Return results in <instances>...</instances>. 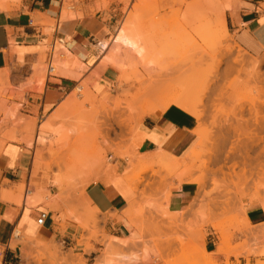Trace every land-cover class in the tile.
<instances>
[{
	"label": "rangeland",
	"instance_id": "374dc122",
	"mask_svg": "<svg viewBox=\"0 0 264 264\" xmlns=\"http://www.w3.org/2000/svg\"><path fill=\"white\" fill-rule=\"evenodd\" d=\"M227 1L64 0V12L71 13V6L74 8L79 3L81 9H88L92 15L99 12L114 14L111 32L106 31L109 43H112L121 24L128 22L125 23L127 28L138 30V35H146L151 52L145 61L135 56L126 57L127 60L117 57L126 61L123 67L110 66L93 74L99 79L111 69L107 76L109 80L104 79L102 93H98L100 83L97 87L92 85L91 77L87 78L89 70L80 71L76 78H72L77 81V86L51 117L38 110L28 112L23 104L27 102L28 94L39 92L35 90L36 83H41L44 88L46 86L52 43L34 50L36 61L25 63L19 58L15 65L0 72L8 74L5 83L0 85L3 88H0V93L4 91L0 94V115L2 111L17 109L14 111L18 116L5 123L0 116V132H3V137H13L5 139L7 144L16 142L32 156L34 168L30 180L26 181H30V190L40 192L44 198L42 204L55 214H61V218L56 217V220L63 221V232L66 230L65 211L70 209L71 204L78 207V224L83 229L77 247H72L69 241L64 247L61 241L55 239L36 245L18 230L21 238L17 240L27 250L25 255L26 259L30 258L29 264H207L208 261L211 264H264V247L259 243L252 247H247L246 242L235 243L239 236L254 232L244 218L246 205L243 202L250 204L258 201L264 207V125L263 128L261 124L255 125V113L250 112L252 102L259 107L261 117L264 116V107L257 101L264 95V57L256 58L262 61L260 81L248 78L247 71L237 70L232 63L239 55L249 61L252 59L238 47L230 34L226 36L223 28L216 24L215 11ZM201 4L209 6L207 21L201 17L204 23L198 21L200 16H206L202 13ZM120 5L123 6L121 11L118 9ZM197 7L201 13H198ZM195 15L197 21L194 20ZM79 17H83L81 11ZM57 24L58 21H53L51 25L55 28ZM206 25L212 27L213 34L209 35L210 27ZM202 31L208 32V37L201 38ZM101 44L100 65L107 55L102 52ZM59 48L57 44L53 77L61 76L58 69L60 61L63 62L67 56ZM39 64H42L44 78L34 82L35 68ZM80 87L83 92L79 91ZM147 92L148 97L154 94L167 97L171 104L187 94L190 103L186 101L185 106L181 104L178 108L199 118L198 121L203 117L198 122L197 131L204 130L208 134L202 138L196 158L192 162L187 160L189 163L186 161L188 168L183 163L165 166L148 161L131 165L135 175L142 177L140 188L144 190L145 197L137 212L138 234L125 239L126 245H123L102 231L101 220L94 209L92 211L88 207L84 194L90 184L100 181L110 170L109 163L120 160L128 166L129 162L123 155L129 150L130 137L139 123L137 114L143 106L146 107L144 96ZM151 101L150 108L154 110L151 113L160 111L162 103L159 99ZM66 103L68 109H64ZM21 120L33 125L25 130L20 127ZM47 120L50 127L44 126L39 131V126ZM206 162L209 169L204 167ZM174 179L189 181L199 188L192 207L182 218L169 214L163 206L168 202L169 190L173 188L169 183ZM56 180L60 184L55 185ZM147 191H150L148 196ZM22 192L24 197L25 187ZM190 212L197 215L196 223L186 220ZM199 218L201 226L197 222ZM204 227L219 235L216 247L224 242L222 254H218L217 249L207 254L204 252L203 236H197V232ZM92 241L100 244L102 250L96 251ZM3 251L0 248V260ZM94 252L95 255L90 256ZM220 256L224 259L221 260ZM251 257L255 258L253 263Z\"/></svg>",
	"mask_w": 264,
	"mask_h": 264
},
{
	"label": "crops",
	"instance_id": "0c3cea01",
	"mask_svg": "<svg viewBox=\"0 0 264 264\" xmlns=\"http://www.w3.org/2000/svg\"><path fill=\"white\" fill-rule=\"evenodd\" d=\"M226 4L229 5L225 12L226 27L234 42L249 56L264 57V0H228ZM81 8L79 3L74 8L71 6L74 17L62 22L64 0H0V72L15 65L19 58L24 59L25 63L36 61L34 50L59 39L71 54L72 63H76L75 73L83 72L85 68L89 70L87 78L91 77L92 85L97 86L99 82L101 90L98 93H102L105 88L104 79H108L111 69L105 71L99 79L94 78L93 74L110 66L118 67L108 62L107 56L100 65L99 53V44L108 41L106 31L111 32L115 15L103 12L92 15L88 9ZM118 9L121 11L123 6L120 5ZM80 11L83 17H79ZM53 21H58L55 28L51 25ZM37 71H44L42 64L35 68V74ZM61 77H48L45 88L41 83H36L35 90L39 92L28 94L23 107L28 112L38 110L51 117L77 86L76 80ZM42 88L44 91L40 93ZM46 122L42 124L45 123L43 126L49 128L50 125ZM41 125L39 131L43 127ZM198 125V120L192 114L172 106L164 112L157 111L144 118L131 135L129 144L136 151L134 154L144 157L148 162L157 159L186 161L201 142L196 135ZM109 165L111 168L102 179L86 188L84 199L92 211L93 208L97 210L94 211L101 220L100 227L107 236L118 240L129 239L133 234H138L136 214L145 194L142 199L134 189L138 175H135L129 163L127 166L118 160ZM33 166L34 160L29 151H25L16 142L6 143L0 151V248L4 250L0 264H29L30 258H23L21 246L10 247L11 241L15 240H12L15 230L23 231L24 236L33 240L36 245L55 239L59 242L69 241L72 247H77V241L83 234V229L78 224V207L73 204L65 211L66 230L63 232V221L56 220V217L61 218L60 213L55 214L42 203L33 206L27 204L26 195L20 199L19 188L24 186L26 190L30 189V181H26L32 176ZM54 183L58 185L60 181L56 180ZM169 185L173 188L169 190L168 202L163 206H166L169 214L182 218L192 207L199 188L194 183L180 182L179 179L172 180ZM4 192L6 196L10 192L6 199L1 196ZM33 193L43 198L40 192L33 190ZM149 193L147 191V196ZM243 203L246 205L244 218L248 225L245 219L244 222L254 232L239 236L235 243L246 242L247 247L259 243L264 247V207L258 201ZM132 206H135L136 213L131 211ZM42 213H47L48 217L46 223L40 226L37 220ZM196 219L197 215L192 212L186 217V220H193L195 223ZM197 222L201 226L200 218ZM197 236H203L207 252L216 251L219 235L214 230L204 227L197 232ZM91 244L96 251L103 248L94 241ZM91 255H95V252ZM219 258L224 259L222 256ZM242 259L246 263L245 258ZM254 260L251 257V263Z\"/></svg>",
	"mask_w": 264,
	"mask_h": 264
},
{
	"label": "bare ground",
	"instance_id": "6f19581e",
	"mask_svg": "<svg viewBox=\"0 0 264 264\" xmlns=\"http://www.w3.org/2000/svg\"><path fill=\"white\" fill-rule=\"evenodd\" d=\"M66 1H70V0H66ZM198 6V5H197ZM201 7V9H202V11H201V9L199 8V7H197V9L200 11H198V13H205V15H206V13H207V11L209 10V6H208V4L207 5H205V4H201L200 5ZM208 8V9H207ZM229 8V5L228 4H225L223 7H221V8H219V9H217L216 11H215V17H216V24H218L219 26H221L222 28H223V30L225 31V34H226V36H228L229 35V32H228V29H227V27H226V22H225V12H226V10ZM194 8H192V10H193ZM191 11V10H190ZM193 12H194V10L192 11V14H191V16L193 15ZM74 14H72V13H70V12H68L67 10L64 12L63 11V13H62V15H61V21L63 22V21H65V20H68V19H72L74 16H73ZM201 15V14H200ZM194 16V15H193ZM192 16V17H193ZM44 17V16H43ZM201 17H204V18H202V19H204L205 21H207V15L206 16H200L199 18V20L198 21H202V23H204L203 22V20L201 19ZM196 19V21H197V19H198V17L195 15V17H194V20ZM126 24L128 23V22H125ZM125 23H123V24H121V26L118 28V30H117V32H116V35H115V37L113 38V41H112V43H109V41H105V42H103L100 46L102 47V52H104V53H107V61L108 62H111L112 64H115V65H117L119 68H121V67H123L124 66V61H123V59H121V58H126V57H129V59L130 58H134V56L136 57V58H140L141 60H144L145 61V58L148 56V54H150V50H149V42H147L148 41V38L146 37V35H138L137 34V31H135L136 29H134V30H131V28L129 29V28H127L126 26L127 25H125ZM198 23V22H197ZM129 24V23H128ZM207 24V23H206ZM209 24H210V22H209ZM208 24V25H209ZM212 24H214V23H212ZM199 25V24H198ZM208 25H206V26H208ZM201 26V25H200ZM212 26V25H211ZM199 27V26H198ZM208 27H210V26H208ZM134 27H132V29H133ZM212 27H210V32H209V30H208V32H209V35L210 34H213L214 32H212L213 30L211 29ZM215 28V27H214ZM198 29H200V27L198 28ZM216 30V29H215ZM201 31V30H200ZM200 31H198V32H200ZM207 31V30H206ZM206 31H202V34H200V37L201 38H204L206 35H207V33L208 32H206ZM140 34V33H139ZM198 34V35H199ZM202 35V36H201ZM207 37H208V35H207ZM206 37V38H207ZM216 37V36H215ZM211 38H213L212 36H211ZM208 39V38H207ZM216 39V38H215ZM205 40V39H204ZM214 40V39H213ZM207 41V40H206ZM64 43L62 42V43H59V45H60V48H59V51H65V53L67 54V56H66V59H63V62H62V60L60 61V62H58V63H60V67L58 68L59 70H60V75L61 76H64V77H70V78H76L77 77V75L78 74H76L75 73V71H74V67H76V63H72V56H71V54H69V52L65 49V45H63ZM150 44H151V42H150ZM152 46V45H151ZM226 47V46H225ZM232 47V46H231ZM151 49V48H150ZM236 49V48H235ZM56 50V49H55ZM149 52V53H148ZM224 52V51H223ZM226 52V51H225ZM228 53H231V52H228ZM228 53H226V54H228ZM109 54H112V55H109ZM231 55V54H230ZM57 56V53H56V51H55V56H54V59H55V57ZM61 56H63V55H61ZM132 56V57H131ZM117 57H121L120 59H118ZM128 58H126V60H127ZM251 59H252V61H249V60H247L246 59V57H244L243 55H239V56H236V57H234V62H232V63H234L235 64V66H236V69L237 70H240L241 72H246L247 71V77L248 76H250L251 78H254L256 81H260V80H262L261 79V72H260V67H261V64H262V61H260V60H258V59H256V58H253V57H251ZM250 59V60H251ZM126 62V61H125ZM126 65V64H125ZM56 66H57V63H56ZM239 69H238V68ZM121 70V69H120ZM245 70V71H244ZM54 71H55V69H54ZM239 71V72H240ZM55 73V72H54ZM242 74V73H241ZM53 75V74H52ZM48 76V75H47ZM55 76V75H54ZM61 76H58V77H61ZM49 77H50V74H49ZM44 78V71H37V73L35 74V76L33 77V79L32 80H34V82L35 81H40V80H42ZM249 78V77H248ZM6 79H7V75L6 74H0V85H3V83H5V81H6ZM264 80V79H263ZM33 82V81H32ZM0 88H2V86H0ZM7 89V88H6ZM85 89V88H84ZM2 90H3V88H2ZM8 90V89H7ZM148 90V89H147ZM260 90V89H259ZM258 90V91H259ZM79 91H82L83 92V90L81 89V87L79 88ZM149 92V91H148ZM148 92L145 94L146 96H144L145 97V100H146V103H145V105H146V107L145 106H143V109H141V111L137 114V119H138V122L139 123H137V127H138V125L143 121V119L144 118H146L147 116H149V115H151V114H153V113H151V112H153L154 110L152 109V108H150V107H152V104H151V100H153V99H159V101H160V103H162V107H161V109H160V111H165V110H167L168 108H170V107H172V106H176V105H178V106H176V107H179V105H181L182 104V106L184 105L185 106V104H187V102L188 103H190L189 101H187V99H188V97L186 96L187 94H183L184 96H186V97H182V98H177V100L173 103L172 101V104L170 103V101L168 100V98L167 97H165V98H167V99H165V98H162V97H159L158 95H156V94H154V96H151V97H148ZM2 93H4V91L2 92ZM2 93H0V94H2ZM80 93V95L82 94L81 92H79ZM84 94V93H83ZM85 95V94H84ZM178 96V94H176L175 95V97H177ZM182 96V95H181ZM82 97V96H81ZM88 97H90V96H88ZM147 97V98H146ZM168 97H170V96H168ZM175 97H173V95H172V99H174ZM190 97V96H189ZM86 98V97H85ZM141 98V97H140ZM74 99V98H73ZM77 99V98H76ZM92 100V99H91ZM165 100L167 101V102H169V103H166L165 102ZM71 101V100H70ZM70 101H68L69 103H71ZM73 101V100H72ZM187 101V102H186ZM191 101H193V100H191ZM258 101V104H260L261 106H263L264 107V95L262 96V98H260V99H258L257 100ZM174 104V105H173ZM192 104V103H191ZM151 105V106H150ZM199 105V103L197 104V106ZM68 103H66L65 105H64V109H68ZM189 106V104L187 105V107ZM158 107H159V105H158ZM186 107V108H187ZM199 107L200 106H198V109H199ZM251 108L250 109H252V110H250V112L251 111H253L252 113L254 114L255 113V117H256V119H255V125H260L261 127L264 125V116L263 117H261V113H260V111L258 110V106H256L255 104H253L252 102H251V106H250ZM70 108V107H69ZM145 108H147V110L145 109ZM150 108V109H149ZM196 108V107H195ZM194 108V110L196 111L197 109H195ZM189 109H190V107H189ZM193 109V108H192ZM15 109H13V110H9V111H7V112H1V117H2V123H5L6 121H11L12 119H14L16 116H17V112H15L14 111ZM193 110V111H194ZM191 113H193L192 111H190ZM196 112H200V110H198V111H196ZM195 112V113H196ZM150 113V114H149ZM76 114V113H75ZM197 114H200V113H197ZM200 117H202L201 116V114L199 115ZM18 117V116H17ZM93 117V116H92ZM78 118V117H77ZM203 118V117H202ZM202 118H200V121H201V119ZM87 119V118H86ZM198 120H199V118H197ZM15 121V120H14ZM22 121V120H21ZM25 120H23L22 121V123L21 122H19L20 123V127L21 128H23V129H29L30 127H31V125H33V124H31L30 122H24ZM94 121V120H93ZM200 121H198V122H200ZM247 121V120H246ZM46 122V121H45ZM244 123V122H243ZM46 124H47V122H46ZM43 125H45V123L44 124H42L41 125V127L43 126ZM65 126V125H64ZM33 127V126H32ZM44 127V126H43ZM137 127H135V128H137ZM260 127V128H261ZM264 127V126H263ZM262 127V128H263ZM47 128V127H46ZM134 128V130H136ZM45 129V128H44ZM133 130V131H134ZM264 130V129H263ZM1 131V130H0ZM70 132V131H69ZM207 132V131H206ZM212 133V132H211ZM3 132H0V151L2 150V148L6 145V140L5 139H7L8 137H6V138H4L3 137ZM133 134V133H132ZM206 134H208V133H205V131L203 130V131H200V132H198L197 130H196V135H198V140H200V141H202V138H204L205 136H206ZM9 139V138H8ZM7 139V140H8ZM10 139H13V137L12 138H10ZM9 139V140H10ZM5 140V141H4ZM207 140H208V138H207ZM22 142V141H21ZM38 142V141H37ZM30 144V143H29ZM201 144H199L198 145V147L200 146ZM211 145H212V143H211ZM32 147V146H31ZM197 147V148H198ZM218 147V146H217ZM197 148L196 149H194L192 152H191V154L189 155V157L187 158V160H191V162L196 158V156H195V154H196V151H197ZM136 151L132 148V146H129V150L127 151V152H125L126 154H122L123 155V157L127 160V162H129V164H130V166L132 165L133 166V164H135V163H144V162H147V160H145V158L144 157H140V159H137V154H134ZM198 152V151H197ZM211 153V152H210ZM128 155V156H127ZM137 156V157H136ZM147 159V158H146ZM210 159V158H209ZM215 159V158H214ZM159 159H157V160H155L154 162H157ZM186 160V161H187ZM186 161H179V160H175L174 162L171 160H163V161H158V163H160V164H165V166H170L171 164H172V162H173V166H178L179 164H182L183 163V165H185L186 166ZM102 162V161H101ZM152 162V161H151ZM188 162V161H187ZM148 163V162H147ZM189 163V162H188ZM194 163V162H193ZM102 163H100V165H101ZM208 162H206V165H204V167L206 166V168H208L209 169V167H208ZM212 164V163H211ZM145 165V164H144ZM159 165V164H158ZM105 166V165H104ZM131 166V167H132ZM149 166V165H148ZM184 166V167H185ZM234 166L236 167V164H234ZM161 167H163V166H161ZM196 167V166H195ZM234 167V168H235ZM109 168V167H108ZM186 168H188L187 166H186ZM193 169V168H192ZM104 170V169H103ZM109 170V169H108ZM206 170V169H205ZM210 171V170H209ZM220 171L222 172V168L220 169ZM219 171V172H220ZM242 173H243V177H245V175H246V171H245V169H243L242 170ZM128 174V173H127ZM142 174V173H141ZM143 175V174H142ZM188 178V177H187ZM238 178V177H237ZM240 178V177H239ZM245 179V178H244ZM142 180V177L141 176H138V180L136 181V183L134 184V189H136V191H138V193L140 194L139 196L142 198L143 196H144V192H143V190L140 188V181ZM189 182V181H188ZM58 183V182H57ZM29 187H31V186H29ZM23 189H24V186L23 187H21V188H19V192H20V199L22 200L23 199V196H22V193H24V192H22L23 191ZM25 189H26V187H25ZM9 193L10 192H8L7 194L9 195ZM12 193V192H11ZM7 195V196H8ZM37 195H39V194H37ZM36 194H34L30 189H27L26 190V203L27 204H32V206L33 205H36V204H39V203H43V198H41V196H37ZM2 198H4V199H6L7 198V196H6V192H4L2 195ZM170 198V197H169ZM1 199V198H0ZM143 199V198H142ZM8 200V199H7ZM48 201H49V199H48ZM167 201V200H166ZM22 202V201H21ZM46 204V203H45ZM136 206V205H135ZM135 206H132V209H131V211H133L134 213H136V209H135ZM200 206V205H199ZM166 207V206H165ZM168 207V206H167ZM136 208H138L137 206H136ZM94 209V208H93ZM96 212H97V210L96 209H94ZM137 215V214H136ZM178 220V219H177ZM179 223V222H178ZM205 224V223H204ZM207 224V223H206ZM205 224V225H206ZM198 229V228H197ZM20 236H21V232L20 231H18V230H15L14 231V233H13V237H12V240H13V238L15 239V240H13V241H11V243H10V247L11 248H16V247H18V246H21L22 247V251H23V258L24 259H26V255H25V252L27 251L25 248H24V245H23V243H21L19 240H17V239H19L20 238ZM222 239V238H221ZM223 239H225V238H223ZM115 240H117V242H121L123 245H126V243H125V239L124 240H118V239H115ZM224 241V240H223ZM122 244H120L121 246H123ZM201 245V244H200ZM27 248V247H26ZM113 248V247H112ZM112 250V249H111ZM21 251V252H22ZM109 251H110V249H109ZM223 251H224V242H221L219 245H218V247H217V253L218 254H222L223 253ZM202 252V251H201ZM204 252L207 254L208 252H207V250L206 249H204ZM26 253H28V252H26ZM108 254V253H107ZM104 262V261H103ZM207 264H211V262H207Z\"/></svg>",
	"mask_w": 264,
	"mask_h": 264
},
{
	"label": "built area",
	"instance_id": "2783aa9c",
	"mask_svg": "<svg viewBox=\"0 0 264 264\" xmlns=\"http://www.w3.org/2000/svg\"><path fill=\"white\" fill-rule=\"evenodd\" d=\"M62 43V40H55L54 43L52 44V48L49 54V58H48V74H50V77L52 76V73L54 72V56H55V49L57 47V44ZM48 214L47 213H42L40 214V217L37 220L38 225L43 226L46 223ZM63 246L65 247L67 245L66 241L62 242Z\"/></svg>",
	"mask_w": 264,
	"mask_h": 264
}]
</instances>
